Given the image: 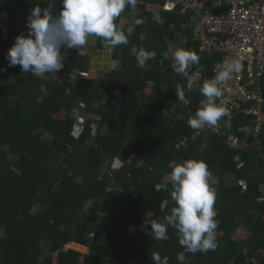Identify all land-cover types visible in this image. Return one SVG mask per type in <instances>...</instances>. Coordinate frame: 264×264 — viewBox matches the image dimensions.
Instances as JSON below:
<instances>
[{
    "label": "trees",
    "instance_id": "1",
    "mask_svg": "<svg viewBox=\"0 0 264 264\" xmlns=\"http://www.w3.org/2000/svg\"><path fill=\"white\" fill-rule=\"evenodd\" d=\"M164 1L137 0L132 20L126 8L115 21L121 30L136 18L144 23L127 45L112 48L115 67L73 81L75 70L90 69V56L81 49L61 50L64 68L54 77L8 66L6 54L18 35H27L32 7H47L49 0H0V69H6L0 71V264H79L82 254L66 248L70 243L79 251L88 248L81 264H153L155 251L168 264H181L177 231L169 226V239L157 241L144 221L162 222L170 213L171 203L160 211L161 201L170 199L167 174L190 159L212 172L219 236L215 251L186 253L184 264H264V121L248 112L255 101L236 99L231 118H221L216 132L197 135L188 126L204 99L203 83L224 55L201 49L190 12L164 10ZM61 8L55 0V13ZM124 17L129 20L121 26ZM180 37L184 49L200 57L188 77L172 68L170 44ZM94 38L97 50L107 48ZM133 47L154 54L145 68L137 65ZM195 71L201 78L190 83ZM256 84L263 116L264 73ZM177 89L189 106L178 101ZM79 102L86 117L81 132L72 113ZM229 135L237 142L229 143ZM157 183L168 191L156 192Z\"/></svg>",
    "mask_w": 264,
    "mask_h": 264
},
{
    "label": "clouds",
    "instance_id": "2",
    "mask_svg": "<svg viewBox=\"0 0 264 264\" xmlns=\"http://www.w3.org/2000/svg\"><path fill=\"white\" fill-rule=\"evenodd\" d=\"M60 2L62 8L58 14L54 10L55 0H49L44 8L38 4L32 7L25 24L27 35H18L6 54L9 67L20 66L22 72L43 79L46 74L54 75L64 68V57L61 55L63 48L79 50L87 45L90 37L99 38L105 46L111 48L127 45L135 27L144 23L143 18H136L126 31L115 23L126 8L136 11L137 0ZM132 51L140 68H145L147 61L154 55L143 47H133ZM163 56L164 59L169 58L167 52ZM171 59L174 72L184 77H188L192 66L200 62L198 54L184 48L176 49ZM242 71L243 65L239 59L225 57L214 77L206 80L200 89L204 99L188 120L191 129L216 127L221 118L229 115V109L222 100L224 85ZM176 95L185 107L190 105L191 101L182 89H177ZM218 100L220 103H217ZM92 126L95 133L96 127ZM167 179L171 183L170 199L161 201L160 211L165 212L170 203L173 207L170 213L162 217V222L146 219L144 226L150 225L147 234L157 241L168 240V228H174L178 233L179 244L184 249L178 253L177 259L184 264L186 253H207L218 247L216 230L219 222L214 208L216 188L211 185L213 175L208 165L195 159L177 164L167 174ZM162 189L168 191V185H155L156 192ZM150 259L153 264H168V258H162L158 251L151 253Z\"/></svg>",
    "mask_w": 264,
    "mask_h": 264
},
{
    "label": "built area",
    "instance_id": "3",
    "mask_svg": "<svg viewBox=\"0 0 264 264\" xmlns=\"http://www.w3.org/2000/svg\"><path fill=\"white\" fill-rule=\"evenodd\" d=\"M177 6L182 13L190 12L194 39L200 42L201 49L224 55L214 63V73L222 66L225 57L239 59L243 65V71L224 85L222 100L229 109L227 117L230 119L232 116L231 103L240 99L243 102L255 101L256 107L248 112L258 113V119L264 121V115H260L263 102L260 85L256 84L264 73V0H165L162 9L173 10ZM174 42H182L181 37ZM181 45L184 48V42ZM81 77L88 78V71L75 70L72 80ZM189 78H201V74L195 71ZM84 107V103L79 102L72 111L77 132L82 131L86 121ZM207 130L217 131L206 126L196 134ZM228 141L237 142L233 135L228 136Z\"/></svg>",
    "mask_w": 264,
    "mask_h": 264
},
{
    "label": "rangeland",
    "instance_id": "4",
    "mask_svg": "<svg viewBox=\"0 0 264 264\" xmlns=\"http://www.w3.org/2000/svg\"><path fill=\"white\" fill-rule=\"evenodd\" d=\"M148 9H151L152 12H158L159 7L153 6V7H149ZM131 15L132 16L129 18L130 20L134 19L135 13L132 12ZM129 19L127 17L126 18L124 17L123 19H121V26H123V24L126 23ZM181 43H183V41L182 42H174V43L170 44L172 51H175L176 49L182 48ZM95 46H96L95 38L90 37L87 45L84 46L83 48H81V51L83 53H87L90 56V69L88 70L89 77H97V76L103 75L104 73L108 72L109 70H112L116 65V61L112 58V48L107 47L101 51V50H97L95 48ZM51 76L54 77L55 74L51 75ZM192 82H193V79L190 80V83H192ZM148 91H149V89H148ZM115 94H119V93L117 91H115ZM9 157L12 160L15 159V157L13 155H10ZM114 165L120 166V164L118 162H115ZM114 168H117V167H114ZM115 211L116 212L121 211L119 205L116 206ZM240 232H241V230L238 231V234H240ZM2 234L3 233L0 232V235H2ZM216 236H219V234L216 233ZM66 248L78 249V248H74L71 246H66ZM44 249H46V247ZM80 253L82 254V256L80 257L79 264L82 263L85 256L88 254V248L86 247L85 250L81 251ZM54 262H55V259H54Z\"/></svg>",
    "mask_w": 264,
    "mask_h": 264
},
{
    "label": "crops",
    "instance_id": "5",
    "mask_svg": "<svg viewBox=\"0 0 264 264\" xmlns=\"http://www.w3.org/2000/svg\"><path fill=\"white\" fill-rule=\"evenodd\" d=\"M148 6H150V7H153V6H155V5L148 4ZM155 7H156V6H155ZM157 7H158V6H157ZM150 10H151V9H150ZM180 12H181V11H180ZM181 13H182V12H181ZM125 18H126V17H125ZM122 19H123V18H122ZM127 22H128V21H127ZM127 22H126V23H127ZM126 23H124V24H126ZM124 24H123V25H124ZM191 29H192V24H191ZM181 41H183V39H182V38H181ZM170 51H171V53H173V52H174V51H172V48H171V46H170ZM211 52H214V51H211ZM190 80H191V79H190ZM116 162H118V163L121 165V163H120L119 161H116ZM114 164H115V162H114ZM114 164H113V167H117V168H118V167H120V166H115Z\"/></svg>",
    "mask_w": 264,
    "mask_h": 264
}]
</instances>
